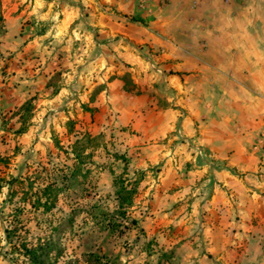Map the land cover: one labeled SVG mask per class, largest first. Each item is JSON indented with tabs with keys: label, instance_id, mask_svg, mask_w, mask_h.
Returning <instances> with one entry per match:
<instances>
[{
	"label": "crops",
	"instance_id": "0c3cea01",
	"mask_svg": "<svg viewBox=\"0 0 264 264\" xmlns=\"http://www.w3.org/2000/svg\"><path fill=\"white\" fill-rule=\"evenodd\" d=\"M29 6L2 12L13 48L23 42L29 48L9 58L0 110L47 95L58 72V103L65 105L70 92L100 118L92 129L101 130L112 113L117 128L139 132L143 159L153 160L144 141L163 148L168 133L178 138V126L190 147L172 146L181 147L178 159L187 167L165 174L155 200L167 196L186 206L174 215L188 232L175 256L185 253V264H264V0H29ZM32 14L49 23L39 31L49 38L36 46L38 59L30 51L37 45L29 41ZM90 29L96 33L86 40Z\"/></svg>",
	"mask_w": 264,
	"mask_h": 264
},
{
	"label": "rangeland",
	"instance_id": "374dc122",
	"mask_svg": "<svg viewBox=\"0 0 264 264\" xmlns=\"http://www.w3.org/2000/svg\"><path fill=\"white\" fill-rule=\"evenodd\" d=\"M28 6L29 0H0L6 17ZM33 17L36 30L29 41L37 45L30 51L38 59L41 49L36 46L49 38L39 31L48 22ZM4 26L0 22V87L9 76V58L29 48L23 42L14 49ZM95 33L89 31L85 39ZM58 74L49 79L52 91L47 95L36 93L26 105L0 110V264H27L23 245L38 244L49 246L52 264H86L88 254L93 261L87 264L96 258L103 264H185V253L174 252L188 232L184 220L174 215L184 214L186 206L182 201L170 204L168 191L155 200L166 186L165 174L185 170L186 162L178 159L181 147L172 145L190 143L172 138V132L161 139L168 143L163 148L144 141L153 160L143 159L139 132L117 128L112 113L105 114L101 130L92 129L100 118L72 101L70 92L65 105L58 103ZM47 184L57 189L45 210L32 201L36 195L44 200ZM120 187L133 190L128 204L117 196Z\"/></svg>",
	"mask_w": 264,
	"mask_h": 264
},
{
	"label": "trees",
	"instance_id": "16d2710c",
	"mask_svg": "<svg viewBox=\"0 0 264 264\" xmlns=\"http://www.w3.org/2000/svg\"><path fill=\"white\" fill-rule=\"evenodd\" d=\"M0 22H2V15L0 12ZM56 74L58 72H55ZM31 98V97H30ZM25 99L19 106L22 105H26L29 103V99ZM185 141V140H183ZM140 172V171H139ZM57 189V187H54L50 184H47L44 186L43 190H42V195H44V200L41 202L40 201V196L36 195L35 193V197L33 199V204L35 205V207L37 206H41L43 207L45 210H48L51 205L53 204V198L55 197V190ZM132 189H126L125 187H120L117 191V196H122V199H120L121 203L125 202V203H129V195L132 193ZM41 195V196H42ZM134 220H131V222ZM48 244V243H45ZM49 246H42L40 244L32 246L30 248H27L23 245V254L27 256L28 261L27 264H52L49 260ZM88 261H93V255L88 254L87 255V259H86V264L88 263ZM95 264H103L102 262H99V259L96 258L95 259Z\"/></svg>",
	"mask_w": 264,
	"mask_h": 264
},
{
	"label": "built area",
	"instance_id": "2783aa9c",
	"mask_svg": "<svg viewBox=\"0 0 264 264\" xmlns=\"http://www.w3.org/2000/svg\"><path fill=\"white\" fill-rule=\"evenodd\" d=\"M176 133H177V136H179V139H183L181 138V133H180L178 126L176 127ZM194 152H195L196 157H198L199 159H202L204 157L203 152L199 147H194Z\"/></svg>",
	"mask_w": 264,
	"mask_h": 264
}]
</instances>
